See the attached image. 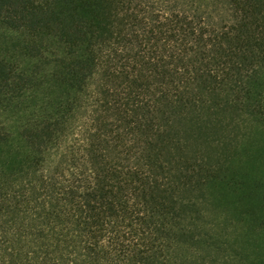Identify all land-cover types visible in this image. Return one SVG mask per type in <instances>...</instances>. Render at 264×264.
Returning a JSON list of instances; mask_svg holds the SVG:
<instances>
[{
  "label": "trees",
  "instance_id": "trees-1",
  "mask_svg": "<svg viewBox=\"0 0 264 264\" xmlns=\"http://www.w3.org/2000/svg\"><path fill=\"white\" fill-rule=\"evenodd\" d=\"M0 264H264V0H0Z\"/></svg>",
  "mask_w": 264,
  "mask_h": 264
}]
</instances>
